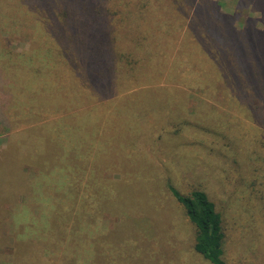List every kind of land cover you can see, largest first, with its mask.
I'll return each mask as SVG.
<instances>
[{"label": "rangeland", "instance_id": "obj_1", "mask_svg": "<svg viewBox=\"0 0 264 264\" xmlns=\"http://www.w3.org/2000/svg\"><path fill=\"white\" fill-rule=\"evenodd\" d=\"M69 1L45 0L40 30L0 32V196L12 195L0 264H212L168 182L209 192L228 264H264V88L245 62L218 64L231 26L213 15L262 32L264 0H79L78 15ZM86 14L90 32H56ZM104 15L111 32H95ZM60 94L79 120L90 109L104 122L74 140L78 181L45 156Z\"/></svg>", "mask_w": 264, "mask_h": 264}, {"label": "trees", "instance_id": "obj_2", "mask_svg": "<svg viewBox=\"0 0 264 264\" xmlns=\"http://www.w3.org/2000/svg\"><path fill=\"white\" fill-rule=\"evenodd\" d=\"M50 1L53 0H47V3H50ZM65 1L68 3L70 2L69 0H65ZM234 1H235V6L238 5V3L239 4L243 3L241 2L242 0H234ZM73 2L74 5L75 3H78V9L76 10V14L78 15L82 12L81 6L83 2H80L79 0H73ZM4 3L7 4L6 7L0 5V9H2L1 8L2 6L3 10L6 9L7 10L10 9V10L8 15H2L3 12L0 13V17H1L0 21L2 22L0 24V32H22L24 26H26L27 28L26 32H33V31H37V29L39 30L41 29L40 25L36 21L37 17L33 16V14L37 13L38 10H43V9L46 10V8L44 7L45 5L43 4L45 3V0H4L0 2V4H4ZM247 5L248 4L245 2V7ZM57 7L60 6L57 4ZM98 9L99 8L95 7L94 10V12H96L97 14H98ZM219 9L220 7L218 6V15L216 14L213 15L214 17L218 18V27L220 28V30L223 29L222 24H224L221 23V21H225V22H230V26L232 29H238V31H236L238 33L232 32L231 28H229L230 30L229 32L231 33L218 32V39L221 40V42L218 43V64L219 63L223 64L226 70H229L230 68L231 72L233 73V69L238 64L236 61L245 62L246 65H250L254 67L256 70H258L256 73L253 72L252 76L256 78L259 76L260 78L259 83H261V85L264 88V43L263 46H261L260 44L262 42L261 40H264V31L251 32L254 28L253 23L251 21H245V24H243L242 26L236 23L231 25L233 21V18L231 17L232 15L223 14L222 12H220ZM89 12L91 13L90 10ZM64 17L65 16H63V18ZM65 22H67V24L62 25V27L60 25V27L56 28V32H74L75 31L74 25H78L79 26L78 28L81 29V32H90L88 28V14H86L84 18H74V19L69 18L65 20ZM108 23L109 22L107 20V16L104 15L100 20V28H98L99 30L97 29L98 31L95 32H111L108 29L104 30V28H107L106 24L108 25ZM249 30L250 32H247ZM48 53H50V51ZM120 53H118L117 55L118 56L120 55V59L122 60V58L124 57H122L123 54ZM243 55L249 57H245L241 59L240 56ZM38 57L42 61L44 60L43 55H39ZM0 58L4 59V56H0ZM97 60L99 61V58ZM102 61L103 60H101V62ZM250 71L251 70H248V73H250ZM61 96L62 99L59 101L60 105L59 104L57 105L56 110L62 113V116H59L58 119L55 120V122L59 124L57 130L59 138L57 139L56 137H54V132H49L47 138H43V141L45 139V147L47 148L45 156H47V159L52 161L54 165L60 168H64L67 173L69 174L74 173V175H77L74 177V180L78 181L79 175L83 174L82 172L79 173L80 170H85L86 166L84 165L77 172V174H75L76 166H75L74 150L76 149V145L77 146L79 145L74 144V140L75 138H77L78 141L80 136H83L85 134L86 125H89L93 128V133H98L99 130L104 129L105 127L103 128L104 122L102 120H99L98 118H96L97 121L92 120V114L94 113L90 109H86V113L88 114L82 112L83 114H86V117L83 120H79L80 117L78 114H73L71 111H69L70 108L67 106L68 102H65L64 99L65 94L63 95L60 94V96L57 99H60ZM134 109L136 108H133V110ZM136 110H138V108ZM179 128L180 127H178L177 130H179ZM61 129L62 131L60 133ZM50 140H53L52 146L50 144ZM61 141H63L61 144L56 143V142L60 143ZM62 145L67 147L61 154L57 155L59 146ZM86 148L88 149L87 145ZM86 148L80 150L77 147L78 151H81L82 153L81 162L83 164H86V162L88 163L91 157V152L89 153V149L87 152ZM48 152L50 153L49 155H47ZM55 155L60 156L62 160H56V158L58 159V157ZM32 158L31 160L33 162H37L36 159H32ZM72 160H74V162H71ZM42 174L46 175L47 173L43 171ZM0 175H2L1 171H0ZM167 186L173 197L177 200L178 205L184 209L185 214L190 219V222L193 223L194 226L196 227V233L194 238L195 250L198 253L202 254L212 264H228V262L223 257L224 254L223 245L225 240L223 215L222 212L218 209V206L215 203V201L211 198L209 192L201 187H195L188 193H184L181 192L171 182H168ZM6 187L4 185V187L2 186L0 190L4 191L6 190ZM76 190H77V186H75L74 189L71 191H76ZM9 198L10 196L6 192L3 196H0V222H3L4 217H7L6 214L9 213L6 212L5 209L8 203L11 204ZM43 202L45 203V199H43ZM11 215H13V217H17L15 213H12ZM16 221H21V220H16ZM29 221L33 222L31 220Z\"/></svg>", "mask_w": 264, "mask_h": 264}]
</instances>
